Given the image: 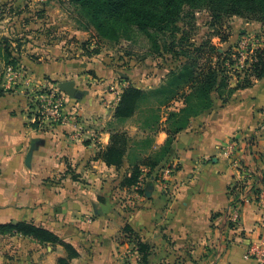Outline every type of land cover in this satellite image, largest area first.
I'll list each match as a JSON object with an SVG mask.
<instances>
[{"label":"crops","instance_id":"0c3cea01","mask_svg":"<svg viewBox=\"0 0 264 264\" xmlns=\"http://www.w3.org/2000/svg\"><path fill=\"white\" fill-rule=\"evenodd\" d=\"M82 70L80 59L35 70L43 82L74 80L84 92L82 99L72 98L60 124L34 123L33 101L24 86L0 87V225L33 222L52 231L78 251L70 264H121L131 247L124 233L127 224L153 246L151 264H261L245 258L249 244L264 238L253 196L242 207L239 230L230 229L227 210L237 196L229 191L235 171L221 149L231 136L251 134L264 121L262 84L190 118L165 161L180 163L165 191L142 164L165 146L171 125L180 118L169 119L170 114L180 113L184 99L161 106L167 112L156 121L146 119L145 102L139 103L140 113L125 122L131 142L123 165L108 166L97 156L121 122L114 115L116 105L88 89L87 77L79 76ZM260 146L264 150V143ZM256 147L254 136L249 153L243 155V149L240 157L261 170L264 165L252 155ZM136 166L146 177L143 199L135 197L136 184L123 185ZM52 248L18 234L0 235V264H16L7 259L6 250H23L42 263ZM55 256L64 257L63 248L47 255L45 264H57Z\"/></svg>","mask_w":264,"mask_h":264},{"label":"rangeland","instance_id":"374dc122","mask_svg":"<svg viewBox=\"0 0 264 264\" xmlns=\"http://www.w3.org/2000/svg\"><path fill=\"white\" fill-rule=\"evenodd\" d=\"M82 15L83 11L72 0H0V43L11 52L9 64L0 60L1 90L13 88L15 82L16 88L23 86L27 78L35 74V70L48 63L80 59L83 70L79 76L87 77L89 83L86 86L91 92L95 91L98 98L117 107L123 93L129 89H140L149 93L141 100L145 102V117L156 121L167 112L161 106L167 104V98L175 94L171 91L152 94L150 91L171 87V74L179 73L187 63L205 65L206 58H197L194 53V49L204 43L214 44L219 47L220 53L226 52L230 58L222 62L226 69L222 73L225 81L221 88L213 91L211 108L216 104L224 106L237 91L253 88L259 82L264 87V78H250L253 82L248 87L244 82L251 56L255 49L264 47V24L260 22L234 16L226 19L224 25L214 26L208 10L185 6L178 24L181 31L175 36H171L169 30L148 29V32H144L133 27L129 30V38L111 43L100 40L94 29H87ZM220 33L228 37L227 42H222ZM218 61L215 56L214 62L217 64ZM10 77H13L14 83L8 88ZM34 77L36 82L41 80L38 75ZM180 86L175 98L169 99V102L180 100L183 103V94L190 92V85ZM194 101L197 99L194 98ZM139 108L135 114L140 113ZM125 122L117 124L113 132L122 135L128 147L131 127ZM175 128L173 123L170 130L175 131ZM254 136L257 147L251 154L256 162L264 165V150L260 146L264 143V121L251 134L236 133L229 138V142L236 141L240 152L245 150L244 155L249 153V142ZM238 158L245 161L240 155ZM261 170L256 171L264 179V169ZM129 245L131 247L124 256L132 257V263L142 264L135 246ZM51 246L53 248L44 254L42 263L30 259L23 250L22 253L6 250V257L16 264H45L46 256L56 255L61 248L65 256H55L57 264L59 259L68 256L64 246Z\"/></svg>","mask_w":264,"mask_h":264},{"label":"trees","instance_id":"16d2710c","mask_svg":"<svg viewBox=\"0 0 264 264\" xmlns=\"http://www.w3.org/2000/svg\"><path fill=\"white\" fill-rule=\"evenodd\" d=\"M77 4L84 15L81 16L87 29H94L102 41L119 43L123 38H129V30L133 27L141 31L148 32V29L169 30L171 36H175L181 31L179 19L185 6L191 8H205L210 12L213 25H224L226 19L239 16L254 20L264 24V0H72ZM222 42H227L228 37L221 35ZM197 58H206L205 65H194L187 63L179 73L171 74V87H161L153 93H169L176 95L181 88L180 85L189 84L190 92L183 94L185 106L180 113H171L169 119L176 118L175 131L169 130V137L162 150L155 156L147 157L142 165L147 166L150 171L148 176L157 180L159 170L167 163V157L172 151V146L177 133L187 127L191 117H196L212 107L211 95L214 90L222 87L226 72L222 62L230 60L227 53H220L219 47L214 44L204 43L194 49ZM219 60L216 64L214 57ZM0 60L9 64L11 52L3 43H0ZM249 68L244 82L248 87L255 77L258 80L264 78V47L255 49L251 56ZM233 90V89H231ZM0 94H3L1 92ZM147 92L140 89H129L123 93L118 106L115 109V118L120 122H125L134 116L139 103L146 96ZM175 95L167 98L174 99ZM194 98L197 101H194ZM165 105V104H164ZM126 139L120 135L112 133L111 143L102 149L97 158H100L108 166L120 168L123 165L124 157L127 153ZM142 171L140 166L133 168L130 176L123 180V185L132 187L137 184ZM145 194V193H144ZM124 233L128 238V243L133 244L137 249L142 264H151L150 257L153 254V246L143 241L139 234L128 224L124 227ZM18 234L29 237L40 244H60L68 252L66 258H61L58 264H70V260L79 256L78 251L69 243L63 241L52 231L36 226L33 222L7 223L0 225V235Z\"/></svg>","mask_w":264,"mask_h":264},{"label":"built area","instance_id":"2783aa9c","mask_svg":"<svg viewBox=\"0 0 264 264\" xmlns=\"http://www.w3.org/2000/svg\"><path fill=\"white\" fill-rule=\"evenodd\" d=\"M12 80L13 77H10L8 88H11V84L14 83ZM16 83L13 88H15ZM23 86L33 100L32 118L34 123L40 125L47 123L60 124L67 119L66 109L72 97L60 90L58 84L53 85L41 80L36 82L35 77L32 76L27 78ZM239 148L236 141H228L221 149L222 154L231 162L235 171L229 191L231 194L236 193L237 196L233 199L227 210L230 229L233 231L239 230L242 207L251 196L254 197L261 210L260 223L264 227V179L256 169H253L248 163L238 158L242 152H240ZM179 164V161L175 159L166 163L159 170L160 177L156 181L163 190L168 191L170 189L173 178L179 169ZM145 182L146 177L141 176L134 187L135 197L138 199L145 198V194L143 193ZM245 258L256 259L261 264H264V238L249 244ZM131 260L132 257L128 258L123 255L121 264H133Z\"/></svg>","mask_w":264,"mask_h":264},{"label":"water","instance_id":"95a60500","mask_svg":"<svg viewBox=\"0 0 264 264\" xmlns=\"http://www.w3.org/2000/svg\"><path fill=\"white\" fill-rule=\"evenodd\" d=\"M58 87L72 98L82 99L84 96V92L77 88L76 82L74 80L62 81L58 83Z\"/></svg>","mask_w":264,"mask_h":264}]
</instances>
